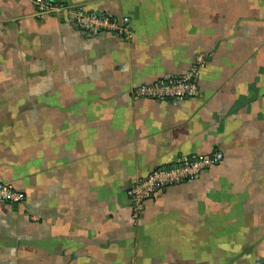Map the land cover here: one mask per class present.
<instances>
[{
    "label": "crops",
    "instance_id": "0c3cea01",
    "mask_svg": "<svg viewBox=\"0 0 264 264\" xmlns=\"http://www.w3.org/2000/svg\"><path fill=\"white\" fill-rule=\"evenodd\" d=\"M128 19L82 36L0 0V264H264V0H58ZM202 55L198 97L134 99ZM223 154L134 219L128 192Z\"/></svg>",
    "mask_w": 264,
    "mask_h": 264
},
{
    "label": "built area",
    "instance_id": "2783aa9c",
    "mask_svg": "<svg viewBox=\"0 0 264 264\" xmlns=\"http://www.w3.org/2000/svg\"><path fill=\"white\" fill-rule=\"evenodd\" d=\"M36 8L37 16H53L69 22L82 36L93 38L102 33L129 38L131 31L128 19L120 22L101 13H87L81 6L58 0H30ZM205 58L199 55L194 66L183 76H170L150 85L135 89L134 99L155 101H181L199 96L198 77L205 66ZM223 154L180 156L170 164L156 167L151 174L136 182L128 192L133 218L139 217L146 202L155 199L168 187L192 182L204 172L223 162ZM25 201V195L11 186L0 183V204L16 208Z\"/></svg>",
    "mask_w": 264,
    "mask_h": 264
}]
</instances>
